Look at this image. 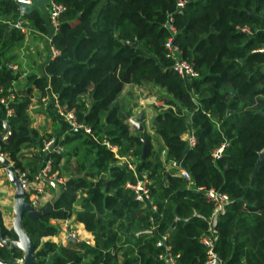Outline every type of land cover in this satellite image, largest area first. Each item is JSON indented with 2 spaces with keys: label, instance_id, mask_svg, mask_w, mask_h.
<instances>
[{
  "label": "trees",
  "instance_id": "obj_1",
  "mask_svg": "<svg viewBox=\"0 0 264 264\" xmlns=\"http://www.w3.org/2000/svg\"><path fill=\"white\" fill-rule=\"evenodd\" d=\"M52 1L63 9L50 35L56 53L43 66L47 82L28 73L16 87L20 71L6 63L16 61L22 33L8 22L19 17L41 33L49 25L35 7L0 0V98L12 94L0 154L31 180L37 170L23 163L22 149L35 140L43 145L29 110L47 90L61 111L89 130L68 126L56 141L62 149L46 153L51 171L62 160L70 174L47 213L22 217L34 244L32 264H169L158 256L165 252L155 244L161 234L174 264H204L199 236L209 232L221 264H264V0H183L180 8L176 0ZM169 37L196 76L186 80L172 69L164 46ZM125 83L160 90L156 98L166 106L151 120L156 147L150 135L129 126L131 107L119 96ZM188 127L191 145L184 137ZM170 160L179 161L190 187L166 166ZM141 173L144 202L126 186ZM197 186L225 193L222 209L213 214V201ZM71 215L93 245L40 242L58 231L49 219ZM0 232L15 237L1 212ZM19 257V249L0 243L1 261L14 264Z\"/></svg>",
  "mask_w": 264,
  "mask_h": 264
},
{
  "label": "crops",
  "instance_id": "obj_2",
  "mask_svg": "<svg viewBox=\"0 0 264 264\" xmlns=\"http://www.w3.org/2000/svg\"><path fill=\"white\" fill-rule=\"evenodd\" d=\"M48 2L49 0H31V5L35 7L40 15L43 17L44 21L47 23V15H48ZM25 4V3H24ZM26 24V23H25ZM49 25V32L48 33H41L37 31L36 29L29 26V24H26L27 33L26 36L22 35V38L20 41H18L14 46V52L16 54V61L15 62H7L6 64H11L14 67L12 69H18L20 71V75L18 77V80L15 83L16 87L22 86L25 82V75L28 73H35L38 76L42 77V79L47 82V76L44 73L43 66L48 58L53 56L55 53L53 52V48L50 45V35L54 32V28L48 23ZM3 65L2 59L0 57V67ZM16 66V67H15ZM136 85L132 83H125L119 93V96H121V92L123 91V88L126 86ZM47 86V84H46ZM126 100H129L128 98L124 97ZM40 104L38 102H34L31 109L29 110V114L31 117V125L37 130V136H40L44 132L52 131L53 132H60V128H66L68 129V123L67 121L58 113V107L54 100V95L50 93L47 90V95L41 97L39 100ZM129 102V101H128ZM132 108V106H130ZM8 104L7 102L3 101V98H0V119L5 120L6 115L8 114ZM131 112V111H130ZM130 115V114H129ZM129 117V116H128ZM63 130L62 132H66ZM191 134V129L188 127L187 130L184 133L185 139H187L188 135ZM46 157V152L41 148L37 146L36 140L33 141V143L25 148L22 149V161L30 162L33 165H30L34 167L36 170L41 166L43 163L44 158ZM25 171L28 170V167L24 168ZM5 169L4 167H0V171ZM35 173V172H34ZM6 175V172H5ZM61 175H59V178L61 181L65 180V178H61ZM7 177V175H6ZM8 179V178H7ZM41 181V182H40ZM8 182L11 184V182L8 180ZM31 182L35 184L36 188L39 189L37 198L43 196L45 194V190L43 189L41 191V184L44 183V185L47 184L48 188L49 186L54 191L57 182L53 181L52 179H44L42 180H34V174L31 178ZM12 185V184H11ZM13 187V185H12ZM30 189L29 193L27 195L29 196L31 193H35V189ZM14 188L12 189V195H13ZM41 201H38V207H41L42 204ZM7 203H2L0 201V212L3 224L5 225V213L7 211L6 207ZM77 204L75 203L73 205L74 209L77 208ZM12 210V205H11ZM13 214V211H12ZM13 217V216H12ZM54 221L58 224V237H61V234H64V231L62 230V227H72L75 232H77L78 235H91L88 231H86L83 227V224L79 221H76L73 218V215H71L68 218L65 219H49V223L54 224ZM12 222V219H11ZM56 233V234H57ZM61 233V234H60ZM46 235L42 236L40 240L43 238V240H49L44 238H55V235ZM92 236V235H91ZM51 241V240H50Z\"/></svg>",
  "mask_w": 264,
  "mask_h": 264
},
{
  "label": "built area",
  "instance_id": "obj_3",
  "mask_svg": "<svg viewBox=\"0 0 264 264\" xmlns=\"http://www.w3.org/2000/svg\"><path fill=\"white\" fill-rule=\"evenodd\" d=\"M19 3H23L22 0H16ZM183 4V0H176V5L178 8H180ZM63 7L61 4L53 2L52 0H49L48 2V15H47V20L48 23L55 29L57 26V17L58 14L62 11ZM11 26L17 28L22 35L26 36L27 29H26V24L23 19L21 18H16L12 21L8 22ZM166 25L169 28L170 31H174L171 25V18L168 17L166 20ZM164 46L167 49V55L171 56L173 58V63H172V69L182 78L188 80L193 76L197 75V72L193 69V67L184 59H182L178 54H179V49L177 48L176 45H174L171 41V38H167L164 42ZM53 52L56 53V51L53 49ZM10 68H13L14 66L11 64H7ZM12 97V94L10 93L8 96L3 98L4 102H7L9 98ZM10 112V109H8V113ZM58 113L61 115L68 123L69 127H80L83 131L88 132V128L83 126L82 124L75 123L73 119L71 118V115L68 112H63L58 108ZM102 143L110 148L112 151H115L116 147L115 145L110 144L106 139L102 140ZM187 143L191 145L193 143V136L191 134L188 135L187 137ZM46 153L48 151L54 150V151H59L61 147L54 142V137H49L46 140L43 141V145L41 147ZM220 151V148L216 149L215 155L218 154ZM50 158L46 156L43 160V163L41 166L38 168V170L34 173V180H41V179H52L53 181L57 182L58 184L61 181V179L56 175V172L51 171L50 168ZM127 166L129 168H133L134 165L131 162L127 163ZM167 167L173 169V173L175 175H179L186 179L187 181L190 180L189 175L187 172L179 165V161L177 160H170L166 164ZM17 179L21 184V187L25 190L26 194L29 193L31 188V180H28L27 177L25 176L24 171H18L17 169L14 170ZM147 182L146 175L145 173H141L136 181L134 183H126V186H128L134 194V198L144 202L148 201V195H147V189L145 186V183ZM191 183L190 181L187 184V187H190ZM195 190H201L203 195L208 197L211 201H213L214 206H213V214L217 213L220 211L227 200V195L223 192L218 191L217 189H214L212 187L205 188L203 186H197L194 187ZM35 193H31L27 197L30 200L31 205L34 208H37L38 206V199L37 195L39 192V189H35ZM151 208L154 209L153 206ZM211 222V219H210ZM62 230L64 231V236L71 240L72 242L77 241V232L72 227H62ZM166 238V234H161L160 237L156 240L155 244L156 245H163L165 252L159 254L158 256L163 258V260L169 264H174L173 263V257L169 254L168 249L169 245L164 243V239ZM199 241L205 246V260L204 264H221L220 259L216 255V253L213 250V237L211 236L210 232L209 233H203L199 236ZM15 262H21V258H16Z\"/></svg>",
  "mask_w": 264,
  "mask_h": 264
},
{
  "label": "rangeland",
  "instance_id": "obj_4",
  "mask_svg": "<svg viewBox=\"0 0 264 264\" xmlns=\"http://www.w3.org/2000/svg\"><path fill=\"white\" fill-rule=\"evenodd\" d=\"M25 4L31 5V3H25ZM158 93H160L159 89L154 88L152 86L150 87V85L147 83H140V84L131 85L128 87L126 86L125 88H123V91L121 92V96L128 98L129 104H130V106H132L128 119L131 118V119L135 120L138 113L142 112L143 117L140 120L141 131H144V132H146L147 135H150V141H151V144L153 145V147L157 146V144H156L157 140L152 137V129H151L152 116L157 112V110H159L160 108H164L166 106L160 100H157L156 96ZM129 126L131 129L134 128V125H131L130 123H129ZM60 129H61L60 132H56V131L53 132V130L48 131V132H44L40 136H38V138H42L44 141V137L46 135H50V136L54 137V142L57 145V143H56L57 139H59L63 135L64 132H62V131L65 130L66 128L64 127V128H60ZM70 166L73 167L72 163H70ZM61 167H62V160L59 161L58 168L56 170H53V171H54V173L56 172V174L58 173L59 175H61L60 176L61 178L66 179L70 174V170H68L67 168L62 169ZM41 180L44 181L43 179H41ZM44 183L41 184L40 188H41V191L44 189L46 193L43 194V196H41L42 199H40V197L37 198L38 201H41L40 202L42 204L41 207H43L54 196V191L51 189V187L49 186V188H48L47 184L44 185ZM57 185L59 186V184H57ZM30 187L31 188H29V189L36 188L35 184H33V183H31ZM59 188H60V186H59ZM12 189H13V187L8 182V179L5 175L4 170L0 171V201L2 203H7L6 204L7 211L5 213V219H6L5 225L7 227H10L11 219L13 216L12 210H11ZM41 207L37 206L38 209ZM54 224L56 226L58 225L56 223V221H54ZM44 239H49V240L53 241L54 243L61 244V245L72 244V241L67 239L64 236V234H61V237H58V233H57L55 235V238L52 237V239H50V238H44ZM77 239L85 241L86 243H88V245H93V239H92L91 235L88 236V234H87V236L86 235L84 236V235H78L77 234ZM42 241H44L43 238L40 240V242H42Z\"/></svg>",
  "mask_w": 264,
  "mask_h": 264
},
{
  "label": "water",
  "instance_id": "obj_5",
  "mask_svg": "<svg viewBox=\"0 0 264 264\" xmlns=\"http://www.w3.org/2000/svg\"><path fill=\"white\" fill-rule=\"evenodd\" d=\"M142 112L138 113L135 120L128 119V122L131 125L137 127V129L141 130L140 120L142 119ZM7 131V125L5 120L2 121V130L0 132V140L4 137ZM145 142L143 141L141 156H143V147ZM262 153H259L258 158L255 162V166L258 164ZM0 164L4 167L8 180L13 185L14 191L12 195V211L13 217L11 222L10 229L14 233L13 238L7 239L4 238L0 232V243L4 245H8L10 247H15L21 251V262H15L14 264H32L34 261V244L30 239L28 233L23 229L22 225V217L23 215L29 218H40L43 214L47 213L56 202L60 194V188L56 184L54 190V196L41 208H34L25 190L21 187L20 182L17 179V175L13 170L11 162L8 158L2 154H0ZM0 264H9L7 262H3L0 260Z\"/></svg>",
  "mask_w": 264,
  "mask_h": 264
},
{
  "label": "clouds",
  "instance_id": "obj_6",
  "mask_svg": "<svg viewBox=\"0 0 264 264\" xmlns=\"http://www.w3.org/2000/svg\"><path fill=\"white\" fill-rule=\"evenodd\" d=\"M23 3H30L31 0H22Z\"/></svg>",
  "mask_w": 264,
  "mask_h": 264
}]
</instances>
